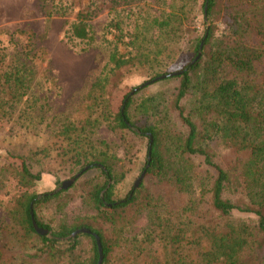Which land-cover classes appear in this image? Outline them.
Wrapping results in <instances>:
<instances>
[{"label":"rangeland","instance_id":"1","mask_svg":"<svg viewBox=\"0 0 264 264\" xmlns=\"http://www.w3.org/2000/svg\"><path fill=\"white\" fill-rule=\"evenodd\" d=\"M202 2L0 0V48H5L9 56L16 50H27V60L32 59L36 70L31 82L33 87L14 104L13 115L0 122V227L11 225L8 210L16 202L11 199L26 188L39 194L63 190L54 199L36 205L35 214L40 222L51 228L84 224L100 229L106 237L122 235L115 243L117 250L129 246L149 230L153 209L140 205L148 194L163 197L175 209L191 200L192 220H222L210 208L209 187L214 170H207L199 155L183 160L185 165L187 162L194 165L191 186L185 191H178L169 182L146 173L134 187L145 165L148 138L120 127L115 118L124 97L130 93L128 113L132 123L138 127H154L161 140L160 147H165V158L174 159V142L186 133V127L174 107L180 78L167 74L181 69L195 56L197 38L204 30ZM45 4L57 15L48 19ZM180 7L186 11V20L183 15H177ZM172 9L175 17L170 25L178 26V33L174 39L156 43L158 28L153 19L165 18ZM80 10H89L92 14L90 22L96 39L89 45L79 39H69L66 33ZM112 20H123V36L118 39L121 48L130 46L128 33L136 26L143 32L142 44L150 50L146 59L142 58L145 63H128L118 70H110L113 65L108 62L109 54L116 42L115 30L110 28ZM223 29L222 22L218 21L214 38ZM158 49L160 53L155 55ZM163 74L165 77L155 79ZM140 85L134 93L133 88ZM185 103L192 106L193 100ZM207 142L214 152V160L227 166L234 156L232 150L219 141ZM18 155L26 159L32 171L40 173L39 179L29 187L18 181L21 169L15 157ZM95 159L105 160L112 167L113 200L122 199L132 188L140 187L137 201L120 210L121 228L117 222L104 221L100 211L107 209L97 208L89 199V191L104 181L99 167L84 169L83 162L87 164ZM182 171L186 168L182 167ZM76 174L69 187L60 188L63 181ZM229 219L250 224L255 220L252 215L240 212H232ZM16 234L12 238L5 230L1 233L0 264H88L93 252L92 238L84 233H77L73 250L59 254L39 250L33 235L23 236L21 230ZM66 241H62L64 248L70 244ZM152 248L167 252L161 240L155 239ZM110 260V264H119L118 255Z\"/></svg>","mask_w":264,"mask_h":264},{"label":"trees","instance_id":"2","mask_svg":"<svg viewBox=\"0 0 264 264\" xmlns=\"http://www.w3.org/2000/svg\"><path fill=\"white\" fill-rule=\"evenodd\" d=\"M42 2L45 3V0ZM45 7L48 19L57 15L46 4ZM201 7L204 30L197 38L195 53L196 56L199 52V57L192 62L194 56L170 75L180 78L174 107L186 127V133L174 142V159L172 156L165 158V147H160L161 140L154 127H138L132 123L128 113L130 93L124 97L115 118L120 127L146 136L148 144L152 138L151 152L148 155L147 148L143 170L169 182L178 191H185L191 186L190 175L194 168L192 163L185 165L183 160L201 156L207 170H214L209 187L210 208L222 220H192L189 215L194 209L191 200L175 209L163 197L148 194L140 205L153 209L149 230L129 246L117 250L115 243L122 235L119 238L106 237L100 229L84 224H61L51 228L40 222L35 214L36 205L54 199L63 190L39 194L26 188L11 199L16 200L14 207L8 210L11 225L0 227V249H3L1 233L4 230L11 233L12 238L21 230L23 236L37 238L39 250L49 254L64 253L73 250L76 245L79 233L71 237L72 232L87 228L100 239L102 264H110V259L117 255L119 264H264V0H203ZM178 11L177 15H183L186 20L184 7L178 8ZM91 16L89 10L78 11L66 30L69 39H79L87 45L95 41ZM172 17H175L173 9L165 18L153 19L158 28L156 43L174 39L178 33L179 27L170 25ZM218 21L222 22L224 32L214 38ZM122 23L123 20H112L110 23V28L115 30L113 38H116L108 59L113 65L111 71L128 63L144 62L142 58L146 59L150 52L142 44L145 35L138 26L133 32H127L131 37L130 46H119L118 39L124 32ZM158 53L159 49L155 55ZM27 56V50L23 48L11 56L5 48H0V122L4 117L13 115L14 104L33 87L31 82L36 70L34 62L27 60ZM141 87L136 86L132 91L135 93ZM188 99L193 100L192 106L186 105ZM213 140L232 150L234 156L227 166L214 160V152L207 142ZM15 157L21 165L18 181L21 185L31 186L39 179L40 173L32 171L23 156ZM84 165L99 167L104 177L101 184H96L89 191V199L97 208L107 209L103 212L99 210L104 221L111 224L117 222L121 228L123 216L120 210L137 201L140 187L132 188L122 199L113 200L111 193L115 177L111 165L97 159L87 161V164L83 162ZM182 167L186 168L185 172ZM231 194L238 197L233 198ZM31 209L35 222L39 227L48 229L47 234H40L34 229ZM232 212L250 214L255 219L254 223L229 219ZM84 234L93 241L88 264H96L99 253L95 238L92 234ZM64 239L70 243L66 248L62 245ZM155 239L162 241L166 253L152 248Z\"/></svg>","mask_w":264,"mask_h":264},{"label":"water","instance_id":"3","mask_svg":"<svg viewBox=\"0 0 264 264\" xmlns=\"http://www.w3.org/2000/svg\"><path fill=\"white\" fill-rule=\"evenodd\" d=\"M200 46H201V44H200ZM198 57H199V52L194 57V59L192 60V62L195 61ZM167 75L170 76V75H172V73H168ZM163 77H165L164 74L161 75V76L156 77L155 79L163 78ZM151 146H152V138L150 137L149 144H148V155L151 152ZM86 168H87V166L84 167V169H86ZM144 173H145V170L142 171V173L140 174V176L138 177V179L135 181L134 187H136L138 185V183L142 179ZM77 176H78V174H76L74 177H72V178H70L68 180L63 181L60 188L61 189H66L67 187H69L74 182V180L76 179ZM30 216H31V220H32L33 227H34V229L38 233H40V234H47L49 232L48 229L43 228V227H39L37 225V223L35 222V219H34V213H33V210L32 209L30 210ZM82 232L83 233L92 234L94 236L95 241H96V245H97V248H98V253H99L98 260H97L96 264H102V257H103V255H102L101 243H100V239H99L98 235H96L95 233L91 232L87 228H79V229H76L74 232H72L71 237L75 236L77 233H82Z\"/></svg>","mask_w":264,"mask_h":264}]
</instances>
